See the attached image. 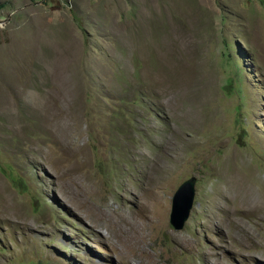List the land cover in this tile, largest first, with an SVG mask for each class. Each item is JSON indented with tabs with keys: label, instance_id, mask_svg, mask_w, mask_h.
<instances>
[{
	"label": "rangeland",
	"instance_id": "1",
	"mask_svg": "<svg viewBox=\"0 0 264 264\" xmlns=\"http://www.w3.org/2000/svg\"><path fill=\"white\" fill-rule=\"evenodd\" d=\"M0 264H264V0H0Z\"/></svg>",
	"mask_w": 264,
	"mask_h": 264
},
{
	"label": "water",
	"instance_id": "2",
	"mask_svg": "<svg viewBox=\"0 0 264 264\" xmlns=\"http://www.w3.org/2000/svg\"><path fill=\"white\" fill-rule=\"evenodd\" d=\"M196 178L191 177L180 184L171 199L169 222L175 230H181L189 217L195 197Z\"/></svg>",
	"mask_w": 264,
	"mask_h": 264
}]
</instances>
